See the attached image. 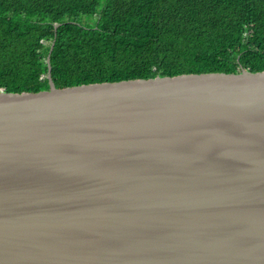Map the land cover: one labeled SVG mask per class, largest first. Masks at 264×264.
I'll return each mask as SVG.
<instances>
[{"label": "water", "instance_id": "95a60500", "mask_svg": "<svg viewBox=\"0 0 264 264\" xmlns=\"http://www.w3.org/2000/svg\"><path fill=\"white\" fill-rule=\"evenodd\" d=\"M47 61L0 93V264H264V71L60 89Z\"/></svg>", "mask_w": 264, "mask_h": 264}, {"label": "trees", "instance_id": "16d2710c", "mask_svg": "<svg viewBox=\"0 0 264 264\" xmlns=\"http://www.w3.org/2000/svg\"><path fill=\"white\" fill-rule=\"evenodd\" d=\"M53 50L50 54L52 45ZM264 71V0H0V93Z\"/></svg>", "mask_w": 264, "mask_h": 264}]
</instances>
